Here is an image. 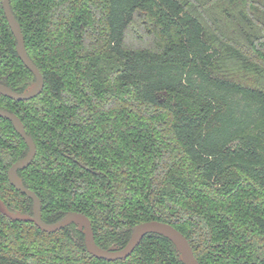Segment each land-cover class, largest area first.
I'll return each instance as SVG.
<instances>
[{
  "label": "trees",
  "instance_id": "trees-1",
  "mask_svg": "<svg viewBox=\"0 0 264 264\" xmlns=\"http://www.w3.org/2000/svg\"><path fill=\"white\" fill-rule=\"evenodd\" d=\"M10 6L44 87L28 100L0 95V107L35 141L20 174L43 219L83 212L103 248L157 219L186 236L198 264H264V0ZM140 18L159 35L153 47L124 44ZM15 46L0 0V82L22 91L34 76ZM26 148L0 118V196L21 211L31 200L6 170ZM0 264L183 263L156 233L126 258L104 260L73 223L44 232L0 213Z\"/></svg>",
  "mask_w": 264,
  "mask_h": 264
},
{
  "label": "water",
  "instance_id": "water-1",
  "mask_svg": "<svg viewBox=\"0 0 264 264\" xmlns=\"http://www.w3.org/2000/svg\"><path fill=\"white\" fill-rule=\"evenodd\" d=\"M1 7L10 31L16 40V52L22 63L33 74L34 79L20 92L14 91L5 84L0 83V94L13 100H27L37 96L42 91L44 87V77L27 53L22 29L20 23L12 12L10 0H1ZM0 116L9 119L12 122L15 130L25 140L28 147L26 155L15 162L9 169L8 179L17 190L23 192L32 199V212L30 214L9 209L5 202L0 198L1 214L12 220L33 222L38 228L46 232H54L73 223L84 236V245L87 252L104 260L126 258L132 253L146 234L156 233L171 241L179 260L183 264H198L196 256L187 238L173 225L166 222L149 220L137 223L131 227V233L125 245H111L107 248H103L95 242L90 219L81 212L69 211L60 219L51 223L43 221L41 217L40 199L32 190L23 184L21 178L17 174L18 169L25 168L31 162L35 154V144L32 138L26 134L20 118L14 112L0 108Z\"/></svg>",
  "mask_w": 264,
  "mask_h": 264
},
{
  "label": "flooded vegetation",
  "instance_id": "flooded-vegetation-1",
  "mask_svg": "<svg viewBox=\"0 0 264 264\" xmlns=\"http://www.w3.org/2000/svg\"><path fill=\"white\" fill-rule=\"evenodd\" d=\"M1 83V82H0ZM3 84V83H2ZM7 86V85H6ZM9 87V86H8ZM10 88V87H9ZM14 91H16V90H14ZM17 92H20V91H17ZM41 93V92H40ZM39 93V94H40ZM0 95H2V94H0ZM4 96V95H3ZM7 97V96H6ZM9 98V97H8ZM33 98V97H32ZM11 99V98H10ZM13 100V99H12ZM28 100V99H27ZM16 101H20V100H16ZM0 108H2V107H0ZM2 109H5V110H7V111H10V110H8V109H6V108H2ZM10 112H13V111H10ZM19 118H20V116L16 113V112H14ZM0 118H2V119H5V120H7L9 123H10V125L12 126V129L14 130V132H16L19 136H20V134L15 130V128H14V126H13V124H12V122L9 120V119H6V118H3V117H1L0 116ZM20 120H21V122H22V124H23V126H24V130H25V132H26V134L27 135H29L31 138H32V140H33V137L30 135V134H28V132H27V130H26V127H25V125H24V123H23V120L20 118ZM20 138L22 139V141H23V143L25 144V146L27 147V144L25 143V140L20 136ZM33 142H34V144H35V141L33 140ZM27 151H28V147L26 148V150H25V152H24V154L22 155V156H20V157H18L17 159H15L14 161H12L9 165H8V167H7V170H6V177H7V181H8V184L9 185H11L12 186V188H14L17 192L19 191V190H17L11 183H10V181H9V179H8V171H9V169L11 168V166L15 163V162H17L18 160H20L22 157H24L25 155H26V153H27ZM36 144H35V154H34V156H33V158H32V160H31V162L33 161V159H34V157L36 156ZM31 162L25 167V168H22V169H18L17 170V174H18V176L21 178V180H22V182H23V184L25 185V183H24V181H23V177H22V175L20 174V172L22 171V170H24V169H26L30 164H31ZM77 163L78 164H80V166L81 167H83V168H87L88 169V167H86L84 164H82L80 161H77ZM91 170V169H90ZM91 171H93V172H96V173H101V171H98V170H91ZM27 188H29L27 185H25ZM30 190H32L31 188H29ZM35 194H36V192L34 191V190H32ZM20 193H22V194H24L23 192H21V191H19ZM1 195V194H0ZM26 197H28L26 194H24ZM37 195V194H36ZM38 196V195H37ZM0 198L5 202V200H4V198H2L1 196H0ZM29 198V197H28ZM38 198L40 199V208H41V217H42V201H41V198L38 196ZM30 200H31V209H30V211H21V210H19L18 208H10L8 205H7V203L5 202V204L7 205V207L9 208V209H11V210H18V211H20V212H24V213H30L31 214V212H32V199L30 198ZM72 211V210H71ZM67 212H69V211H66L63 215H65ZM77 212H79V211H77ZM81 213H83V212H81ZM83 214H85V213H83ZM62 215V216H63ZM86 215V214H85ZM61 216V217H62ZM87 216V215H86ZM60 217V218H61ZM88 218H89V216H87ZM59 218V219H60ZM10 219V218H9ZM42 219H43V217H42ZM90 219V218H89ZM151 220H157V219H151ZM43 221H45L44 219H43ZM57 221V220H56ZM90 221H91V219H90ZM146 221H149V220H146ZM158 221H161V220H158ZM45 222H47V221H45ZM53 222H55V221H53ZM142 222H144V221H142ZM162 222H164V221H162ZM48 223H51V222H48ZM140 223V222H139ZM166 223H168V222H166ZM72 224V223H71ZM137 224V223H136ZM169 224H171V223H169ZM35 225V224H34ZM70 225V224H69ZM135 225V224H134ZM133 225V226H134ZM172 225V224H171ZM68 226V225H67ZM76 226V225H75ZM91 226H92V221H91ZM66 227V226H65ZM132 227V226H131ZM131 227H130V233H131ZM64 228V227H63ZM77 228V227H76ZM40 229V228H39ZM62 229V228H61ZM177 229V228H176ZM41 230V229H40ZM92 230H93V228H92ZM42 231V230H41ZM58 231V230H57ZM44 232H46V231H44ZM54 232H56V231H54ZM182 233V232H181ZM93 234H94V231H93ZM183 234V233H182ZM184 235V234H183ZM185 236V235H184ZM186 237V236H185ZM94 239H95V235H94ZM143 239V238H142ZM188 240V239H187ZM189 241V240H188ZM96 242V241H95ZM141 242V241H140ZM190 243V242H189ZM99 245V244H98ZM191 245V244H190ZM100 246V245H99ZM109 247V246H108ZM137 247V246H136ZM135 247V248H136ZM192 247V246H191ZM193 249V248H192ZM133 252V251H132ZM194 252V251H193Z\"/></svg>",
  "mask_w": 264,
  "mask_h": 264
},
{
  "label": "rangeland",
  "instance_id": "rangeland-1",
  "mask_svg": "<svg viewBox=\"0 0 264 264\" xmlns=\"http://www.w3.org/2000/svg\"><path fill=\"white\" fill-rule=\"evenodd\" d=\"M143 20V21H141ZM140 26L136 29H130L127 31L125 36L124 44L128 47H153L158 40H160L159 35L153 31V27L150 25L147 18H140L137 20Z\"/></svg>",
  "mask_w": 264,
  "mask_h": 264
}]
</instances>
